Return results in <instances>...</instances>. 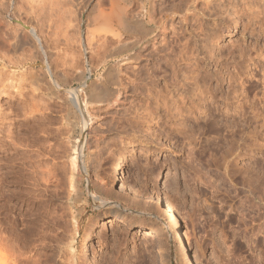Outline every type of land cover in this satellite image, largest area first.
Wrapping results in <instances>:
<instances>
[{"label": "rangeland", "instance_id": "1", "mask_svg": "<svg viewBox=\"0 0 264 264\" xmlns=\"http://www.w3.org/2000/svg\"><path fill=\"white\" fill-rule=\"evenodd\" d=\"M98 1L109 8V0H0V182H10L0 188V264H82L83 232L118 210L95 196L113 153L127 141L137 149L119 179L137 180L145 192L156 186L155 175L164 173L162 193L176 204L185 246L143 199L135 211L127 198L120 210L130 220L127 225L95 224L91 264H260L255 259L260 249L242 237H251L250 217L249 227L243 225L230 208L240 198L228 197L237 190L264 207V58L255 55L264 49V36L257 37L258 27L256 36L251 33L254 25L244 31L248 18L229 6L239 3L240 9L252 0L215 1H225L232 16L219 5L210 8H219L213 13L201 0L197 13L185 7L169 12L165 28L152 34V49L139 62L121 63L125 35L94 39L91 32L98 27L86 26ZM135 5V11L141 7ZM217 22L230 24L223 28ZM165 43L175 50L169 72L153 62ZM144 64L151 78L141 82L135 71ZM105 86L110 94L102 95ZM74 89L79 98L72 96ZM243 100L247 115L239 113ZM70 106L78 158L75 187ZM142 142L148 143V154L140 150ZM2 190H13L11 200ZM155 227L158 237L140 234ZM252 237L264 244L260 232Z\"/></svg>", "mask_w": 264, "mask_h": 264}, {"label": "bare ground", "instance_id": "2", "mask_svg": "<svg viewBox=\"0 0 264 264\" xmlns=\"http://www.w3.org/2000/svg\"><path fill=\"white\" fill-rule=\"evenodd\" d=\"M78 1V0H77ZM81 1V0H79ZM216 0H201L202 5L207 7V8H213L214 4ZM245 1V0H244ZM247 1V0H246ZM83 2V0H82ZM99 2V1H98ZM141 3L140 8H142V10L139 8L138 10L135 11V9H133V6H137L135 5V3ZM223 2V3H222ZM219 5V7H221L220 9L223 10V13L227 10V7L231 6L230 8H232V10L234 11L233 13L239 14L240 12H243L244 15H246V17L248 18V22L245 24L244 26V31L248 29V27H250L251 25H254V27L251 30V33L257 37L260 38V36H264V0H252L251 3L246 4L241 6V8H238V5H240L238 3L237 4H230L229 6L225 5V1H222ZM232 2V1H230ZM234 2V1H233ZM110 6L109 8L103 7L104 3H96V6H93V8H91L90 13L87 15V25L88 28H90L91 26H96V28L98 27L97 32H91L92 38L95 39V37L98 38H103V37H107V36H112V37H119L121 38L123 35H125V37L127 38L128 41H126L125 43L121 44L120 47V54L125 55V57H123V60H120L119 63H121V61H125V62H131V61H140V59L142 58L143 55H145V52L148 51V49H152L151 48V40H152V34L158 29V28H165L166 26V21L164 19V17L173 13H177V12H181V10H183V8L185 7L187 11H192V13H197L198 10V5H199V0H109ZM247 3V2H246ZM79 4L81 5V3L79 2ZM85 4V3H84ZM218 5H216L218 7ZM221 5V6H220ZM86 6V4H85ZM202 6V7H203ZM79 8V5L77 6V10ZM84 8V6H83ZM108 8V9H107ZM206 8V9H207ZM82 9V8H81ZM214 9V8H213ZM215 8V12H217V9ZM141 10V11H139ZM203 10V9H202ZM211 10V9H210ZM209 10V11H210ZM220 10V11H221ZM204 11V10H203ZM213 13H215L213 10H211ZM210 11V12H211ZM80 12V11H79ZM89 12V11H88ZM211 12V13H212ZM219 12V11H218ZM227 14L229 13V15L232 16V12L230 13L229 11H226ZM189 13V12H188ZM209 13V12H208ZM204 14V13H203ZM216 14V13H215ZM218 14V13H217ZM211 15V14H210ZM240 15V14H239ZM225 18V16H223ZM241 17V16H239ZM238 17V18H239ZM85 18V17H84ZM222 18V17H221ZM223 18V19H224ZM231 19V18H229ZM225 21L229 22L226 19H224ZM238 20V19H237ZM224 22V21H221ZM226 22V23H227ZM231 22V20H230ZM218 24L220 22H217ZM223 24L222 27L226 28V26H229V24H226L224 27V23H220ZM216 26V24H215ZM218 26V25H217ZM221 26V25H220ZM218 26V27H220ZM202 27V26H201ZM256 27L257 30H256ZM208 28V27H207ZM217 28V27H216ZM100 29V30H99ZM206 29V28H204ZM211 29V28H210ZM208 30V29H207ZM216 30H220V29H216ZM222 30V29H221ZM225 30V29H224ZM215 31V30H214ZM258 32V34H254L255 32ZM218 31H216L217 33ZM220 32V31H219ZM222 32V31H221ZM256 32V33H257ZM210 33V31H209ZM213 33V30H212ZM211 33V37L213 38L214 35H212ZM223 33V32H222ZM244 33V32H243ZM220 34V33H219ZM219 34H215L217 35V37L219 36ZM97 35V36H96ZM102 35H104L103 37H101ZM245 35V34H244ZM220 37V36H219ZM208 38V37H207ZM216 39V37H215ZM220 39V38H219ZM257 39V38H256ZM126 40V39H125ZM155 40V39H154ZM153 41V40H152ZM164 41V40H163ZM166 41V40H165ZM164 41V42H165ZM211 41H213V39H211ZM217 41V40H216ZM241 42V41H240ZM185 43V42H184ZM184 43H182L184 45ZM216 43V42H215ZM167 43H165L162 46V51L164 52L162 55H157L156 56V60H154V68L156 67L157 70L158 69H164L165 72H167L169 69L168 67L171 66L170 64V60L174 61V57L172 58L173 52L175 51H170L169 46H166ZM257 44V43H256ZM180 45V44H179ZM186 45V44H185ZM185 45L183 47H185ZM249 45V44H248ZM254 45V43H253ZM256 46V45H255ZM246 47V46H245ZM253 47V46H252ZM257 47V46H256ZM260 47V46H259ZM263 47V46H262ZM258 48V47H257ZM181 49V48H180ZM184 51L183 54L185 55L186 53V48H182ZM240 49V48H239ZM245 49V48H244ZM251 49V48H250ZM253 49V48H252ZM256 49V48H254ZM134 50V51H133ZM189 50V49H188ZM187 50V51H188ZM246 50V49H245ZM248 50V49H247ZM232 51V50H231ZM230 51V52H231ZM244 51L243 49L241 50V52ZM254 51V50H252ZM259 51V50H258ZM185 52V53H184ZM235 52V51H234ZM233 52V53H234ZM240 52V53H241ZM256 52V51H255ZM147 53V52H146ZM181 53V51H180ZM232 53V55H233ZM245 53V52H244ZM249 53V52H248ZM251 55L253 56L251 50H250ZM175 54V52H174ZM182 54V53H181ZM187 54V53H186ZM231 54V53H228ZM235 54V53H234ZM242 54V53H241ZM247 54V52H246ZM239 55V54H238ZM250 55V54H248ZM258 58L261 59V57L264 58V49L262 48V51L257 52L255 54ZM179 56V55H178ZM182 55H180L181 57ZM246 56V55H244ZM147 57V56H146ZM183 57V56H182ZM182 57L180 59H182ZM223 57V54H222ZM243 57V55H242ZM241 57V58H242ZM251 56H249V59ZM172 58V59H171ZM246 58V57H244ZM243 58V59H244ZM254 58V57H253ZM236 59V58H235ZM248 59V60H249ZM257 59V58H256ZM242 60V59H241ZM247 60V59H246ZM259 60V59H258ZM138 61V62H139ZM152 63V62H151ZM172 64V63H171ZM173 66V65H172ZM174 68V67H173ZM136 70V68H135ZM150 67L147 64L142 65L141 67H139V69H137L135 71V77L138 80H146L147 78H151V75L149 73ZM134 72V71H133ZM169 72V71H168ZM174 74V71H173ZM115 75V74H114ZM168 75H172V74H168ZM167 75V76H168ZM112 76V75H111ZM166 76V75H165ZM113 77V76H112ZM134 77V78H135ZM155 77V76H154ZM111 78V77H110ZM109 78V79H110ZM117 78V76L115 77ZM199 78V77H198ZM175 79V78H174ZM197 79V78H196ZM113 80V79H112ZM119 80V79H118ZM198 80V79H197ZM115 81V80H114ZM132 81V79H131ZM141 81V82H142ZM156 81V80H155ZM205 81V80H204ZM112 82V81H110ZM148 82V81H147ZM207 81L204 82V84H206ZM55 87H58V83L55 82ZM118 83V82H117ZM121 83V82H120ZM119 83V84H120ZM137 83V82H136ZM197 83V82H196ZM195 83V84H196ZM104 84V83H103ZM112 84V83H111ZM199 85L202 86L199 82ZM198 85V86H199ZM51 86V85H50ZM168 86V85H167ZM195 86V85H194ZM196 86V88L198 87ZM206 86H204L205 88ZM48 88V87H47ZM211 88V87H210ZM111 89V88H110ZM110 89L107 88V86H105V88H101V93L103 94H110ZM200 89V88H199ZM216 89V88H215ZM49 90V89H48ZM197 90V89H196ZM119 91V89H118ZM204 91V90H203ZM201 91V92H203ZM208 91V90H207ZM217 91V90H216ZM72 92V96H76V98L79 96L77 91L75 92L74 90H71ZM100 92H98L99 94H101ZM213 92V89L211 90V93ZM116 93V91H115ZM204 93H206L204 91ZM215 93V91H214ZM52 95V93H51ZM246 95V93L244 94ZM205 96V95H204ZM211 96V95H210ZM248 96V94H247ZM246 96V97H247ZM49 97V96H48ZM51 97V96H50ZM54 97H56L54 95ZM203 97V96H202ZM216 97V96H215ZM214 94H213V98ZM249 97V96H248ZM53 98V97H52ZM79 98V97H78ZM57 98H55L56 100ZM210 99V98H209ZM233 99V98H232ZM245 99V98H244ZM53 100V99H52ZM79 101V100H78ZM244 103L241 102V104L238 106V108H240L241 110L239 111L237 109V111H239V113H243L244 115L246 114V112L248 110H250L248 108V110L246 109L247 107H249L248 105H246L245 100H243ZM249 102V99L247 100ZM80 102V101H79ZM204 102V101H202ZM215 102V100H214ZM195 103V102H194ZM167 104V103H166ZM165 104V105H166ZM204 104V103H203ZM248 104V103H247ZM250 105V103H249ZM204 106V105H203ZM230 106V105H229ZM247 106V107H246ZM192 107V106H191ZM190 108V107H189ZM191 109V108H190ZM246 109V110H245ZM253 110V108H252ZM204 111V110H203ZM262 112V111H261ZM204 113V112H203ZM207 113V111H206ZM205 113V114H206ZM68 115L67 116V122L70 128V136H69V142L72 143V148L71 149V162H72V170H73V174H72V180L70 182H72V186L75 187V168L77 166V156H75V110H73V108L70 106L68 108ZM209 114V113H208ZM210 115V114H209ZM247 115V114H246ZM249 115V114H248ZM264 115V113H263ZM208 116V115H207ZM234 116V114H233ZM243 116V115H242ZM212 117V116H211ZM236 117V116H235ZM234 120V119H233ZM234 122V121H233ZM228 123V122H227ZM235 123V122H234ZM231 126V125H230ZM234 126V124H233ZM147 141V140H146ZM151 141V140H150ZM149 142V141H148ZM85 144V142H84ZM83 144V147H84ZM71 147V146H70ZM82 147V148H83ZM137 145L133 142V141H127L124 142L122 145V148L113 153V159L111 160V163L108 165V170L106 173H104L105 176H101L100 182L98 183V187H99V192H98V196H95V199L101 203H108V204H117L119 207H117L116 205H113L110 209L112 208H117L118 210H112L111 211V215L108 217V219H104V221L102 220H98L97 222H94V225L91 226H86L87 229L85 230V232H83V236L82 239L80 240V243L78 245V254L82 260V264H91L92 263V259H91V245L93 243V228L96 225L101 226V227H110V226H114L115 224H126L129 221H126L125 219V215H123L124 212H121L120 210L125 209V205H127V198L132 200V204L131 201L130 203L128 202V205L131 207V209L138 211L137 209H139V206L141 205L139 203V200L143 199L145 201V205L150 207L151 210H154L155 213L157 214L158 219H162V221L169 226L170 228H172L173 232L176 233L177 237H178V243L182 244L185 246V238L187 237L185 235V232H183L182 228H181V224L179 223V218L177 215V210H176V204L174 202L168 201L164 196V194L162 193V188H165V184H164V173L160 172L159 174L155 175V181H153V185L154 182L156 184L155 187H146V191H142L141 189H138L135 185V182H132L130 179L127 180H120V172L121 169L130 161V159L134 156V152L137 149L136 148ZM233 148V147H232ZM231 148V149H232ZM57 149V148H56ZM55 150V149H54ZM140 150L143 153H147L148 151H150V148L148 146V143H141L140 145ZM145 151V152H144ZM51 153V152H49ZM54 153V152H53ZM56 153V152H55ZM91 153V152H90ZM231 153V152H230ZM234 153V151H233ZM88 156V155H87ZM228 156V155H227ZM88 158H90V155L88 156ZM228 158V157H227ZM93 159V158H92ZM91 159V160H92ZM226 159V158H225ZM95 160V159H94ZM231 163V161H229ZM228 162V163H229ZM235 162V161H233ZM232 164V163H231ZM24 165V163H23ZM22 167V165H21ZM56 167V166H55ZM25 168V167H24ZM16 172V171H15ZM45 173V172H44ZM43 173V174H44ZM51 173V172H49ZM152 173V171L150 172ZM10 176V175H9ZM44 176V175H43ZM159 176L158 182H157V177ZM153 177V176H152ZM151 177V178H152ZM40 178V177H39ZM38 178V179H39ZM98 179V178H97ZM132 179V178H131ZM137 179V178H136ZM99 180V179H98ZM151 180V179H150ZM149 180V181H150ZM3 181V180H2ZM2 181L0 182V188L3 187V184L6 183H10L8 181ZM148 181V182H149ZM42 182V181H41ZM98 182V181H97ZM138 182V181H137ZM152 183V182H151ZM137 184V183H136ZM146 185V184H145ZM7 186V185H6ZM97 187V188H98ZM140 187V186H139ZM219 191V190H218ZM236 193L235 195L229 194V198L231 200H236V198H240L238 199V203L239 205H235L234 203L236 202H232V205L230 206V208L232 207V211H236V213L240 214L239 215V221L243 222V225L248 226L247 224L248 221L247 219L250 217V221H251V237L248 238L246 237L247 235H243V238H247V243L251 244L252 243V248L253 249H260V252H257L258 254H256V258L258 263L260 264H264V244L261 243L260 241V237L256 240L253 239V235L255 237H258L259 232L261 233L262 236H264V207L256 202H254L252 200V198H250L249 195L245 194L246 196L242 197V193L239 191L237 192V190H235ZM6 191L2 190V196L5 195L4 198L9 197L11 200V195L14 193L13 190L10 191L9 193H5ZM1 193V191H0ZM214 193V192H213ZM241 193V195H240ZM7 195V197H6ZM206 197V196H205ZM1 198V197H0ZM215 198V197H214ZM217 198V197H216ZM228 198V200H229ZM24 200V199H23ZM126 200V201H124ZM240 200V201H239ZM22 201V200H21ZM203 201V200H202ZM8 202V201H6ZM125 202V203H124ZM141 202V201H140ZM209 202V201H208ZM12 204V202H11ZM17 204V203H16ZM14 204V205H16ZM209 204V203H208ZM211 204V203H210ZM7 205V204H6ZM143 205V204H142ZM9 206V205H8ZM10 207V206H9ZM13 207V205H12ZM11 207V208H12ZM16 207V206H14ZM133 207V208H132ZM122 208V209H120ZM143 208V207H142ZM127 209V208H126ZM161 209H163L161 211ZM248 211V213H246ZM254 212V213H253ZM253 213V216L250 214ZM128 214V213H127ZM236 215V214H235ZM96 217V216H95ZM94 217V218H95ZM234 217V216H233ZM235 218V217H234ZM90 219V218H89ZM87 219V220H89ZM97 219V218H96ZM106 220V221H105ZM128 220V219H127ZM90 221V220H89ZM232 220V215H230L228 222L231 223ZM91 222V221H90ZM227 222V221H226ZM227 222V223H228ZM92 223H93V219H92ZM224 223V222H223ZM87 224V223H86ZM129 224V223H128ZM88 225V224H87ZM257 225V226H255ZM85 226V225H84ZM245 226V228L247 229V227ZM249 227V226H248ZM257 227V228H256ZM85 228V227H84ZM97 228V227H96ZM153 228V227H152ZM249 229V228H248ZM257 229V231H256ZM158 229L155 227V229H142L140 231V234L144 236V238H155L158 237L157 234H159V231H157ZM160 230V227H159ZM96 231V230H94ZM161 231V230H160ZM23 232V231H22ZM221 232V231H220ZM223 233H221V235H225L224 233H226L225 231H222ZM248 233V232H247ZM19 235V234H18ZM227 235V234H226ZM250 235V234H249ZM186 236V237H185ZM226 237V236H225ZM224 237V238H225ZM223 238V237H222ZM223 238V240H224ZM227 238V237H226ZM188 239V238H187ZM7 243V242H6ZM225 243V242H224ZM2 244V243H1ZM9 244V243H8ZM223 245V244H222ZM180 246V245H179ZM225 246V245H224ZM183 247V246H182ZM229 248V247H228ZM227 249V248H226ZM224 250V249H223ZM228 251V249H227ZM230 251V250H229ZM256 251V250H255ZM255 253V252H253ZM229 254V253H228ZM187 257V254H185ZM231 255V254H230ZM231 257V256H230ZM228 259V258H227ZM232 259V258H231ZM249 259V258H248ZM251 259V258H250ZM226 260V259H225ZM236 260V259H235ZM253 260V258H252ZM251 260V261H252ZM190 261V259H189ZM230 261V260H229ZM255 261V260H254ZM233 262V261H232ZM229 263V262H228ZM236 263V262H235ZM230 264V263H229ZM240 264V263H238ZM252 264V263H251Z\"/></svg>", "mask_w": 264, "mask_h": 264}]
</instances>
